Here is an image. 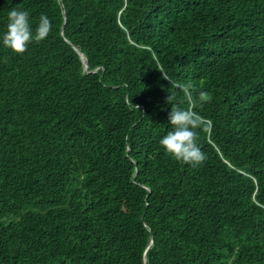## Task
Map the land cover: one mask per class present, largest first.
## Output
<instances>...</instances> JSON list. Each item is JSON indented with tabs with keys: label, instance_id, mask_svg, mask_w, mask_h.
Returning <instances> with one entry per match:
<instances>
[{
	"label": "trees",
	"instance_id": "obj_1",
	"mask_svg": "<svg viewBox=\"0 0 264 264\" xmlns=\"http://www.w3.org/2000/svg\"><path fill=\"white\" fill-rule=\"evenodd\" d=\"M13 7L53 29L0 43V264H264V0H0V35Z\"/></svg>",
	"mask_w": 264,
	"mask_h": 264
},
{
	"label": "clouds",
	"instance_id": "obj_2",
	"mask_svg": "<svg viewBox=\"0 0 264 264\" xmlns=\"http://www.w3.org/2000/svg\"><path fill=\"white\" fill-rule=\"evenodd\" d=\"M52 29L53 24L47 14L41 13L38 24L33 28L30 11L13 7L7 13L6 30L0 35V43L14 53L22 54L33 42L44 40ZM82 58L85 70H87V61L84 56ZM163 74L165 79L171 81L172 87L178 89L186 87L172 81L164 72ZM174 99V95H170L169 102L172 103ZM198 99L206 102L209 94L206 91H200ZM188 102L191 105V97L188 98ZM172 104L173 108L168 117L171 129L160 139L159 143L175 159L197 166L206 159L198 143V129L203 124V118L191 106L180 107L176 103Z\"/></svg>",
	"mask_w": 264,
	"mask_h": 264
},
{
	"label": "water",
	"instance_id": "obj_3",
	"mask_svg": "<svg viewBox=\"0 0 264 264\" xmlns=\"http://www.w3.org/2000/svg\"><path fill=\"white\" fill-rule=\"evenodd\" d=\"M83 56V55H82ZM151 244H152V242H151Z\"/></svg>",
	"mask_w": 264,
	"mask_h": 264
}]
</instances>
